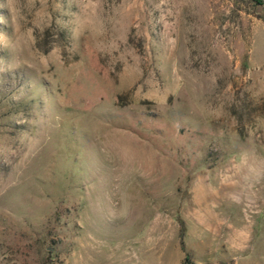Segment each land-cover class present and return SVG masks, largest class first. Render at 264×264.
<instances>
[{
  "label": "rangeland",
  "instance_id": "374dc122",
  "mask_svg": "<svg viewBox=\"0 0 264 264\" xmlns=\"http://www.w3.org/2000/svg\"><path fill=\"white\" fill-rule=\"evenodd\" d=\"M263 13L0 0V264H264Z\"/></svg>",
  "mask_w": 264,
  "mask_h": 264
},
{
  "label": "trees",
  "instance_id": "16d2710c",
  "mask_svg": "<svg viewBox=\"0 0 264 264\" xmlns=\"http://www.w3.org/2000/svg\"><path fill=\"white\" fill-rule=\"evenodd\" d=\"M253 2H254V0H252ZM258 4H262V8H263V10H264V2H262L261 0H255ZM261 17H262V19L264 20V13H263V15H261ZM182 234V233H181ZM181 245L183 246V241H181ZM189 257H188V253L186 254V262H187V264H193L192 262H191V260H189L188 259Z\"/></svg>",
  "mask_w": 264,
  "mask_h": 264
}]
</instances>
